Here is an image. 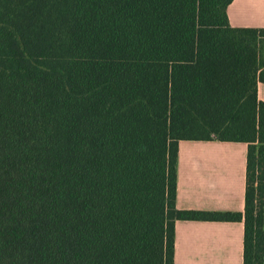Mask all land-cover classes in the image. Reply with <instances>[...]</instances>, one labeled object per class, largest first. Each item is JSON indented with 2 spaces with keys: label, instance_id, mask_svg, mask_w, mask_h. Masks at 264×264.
<instances>
[{
  "label": "trees",
  "instance_id": "trees-1",
  "mask_svg": "<svg viewBox=\"0 0 264 264\" xmlns=\"http://www.w3.org/2000/svg\"><path fill=\"white\" fill-rule=\"evenodd\" d=\"M234 0H0V264H175L178 220L264 264V28ZM182 140L248 144L244 212L177 208Z\"/></svg>",
  "mask_w": 264,
  "mask_h": 264
},
{
  "label": "crops",
  "instance_id": "crops-1",
  "mask_svg": "<svg viewBox=\"0 0 264 264\" xmlns=\"http://www.w3.org/2000/svg\"><path fill=\"white\" fill-rule=\"evenodd\" d=\"M228 13L234 27L264 28V0H234ZM247 162L246 142L182 140L177 208L244 212ZM244 236L243 221L178 220L175 264H244Z\"/></svg>",
  "mask_w": 264,
  "mask_h": 264
}]
</instances>
